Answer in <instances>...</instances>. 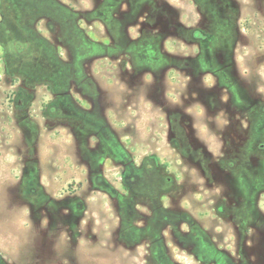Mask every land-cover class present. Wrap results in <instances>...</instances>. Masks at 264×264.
Returning <instances> with one entry per match:
<instances>
[{
	"label": "rangeland",
	"instance_id": "1",
	"mask_svg": "<svg viewBox=\"0 0 264 264\" xmlns=\"http://www.w3.org/2000/svg\"><path fill=\"white\" fill-rule=\"evenodd\" d=\"M54 1L79 19L77 37L96 47L81 64L80 77L56 90H68L82 107L90 102L91 113L106 126L102 138L123 150L126 160L145 168L154 164L156 171L143 177L171 178L177 190L163 201L189 211L217 251L236 264H264V0H155V10L139 20L120 16V31L98 20L102 0ZM26 3L0 0V186L8 187L12 204L26 206L40 232L29 264H152L146 244L120 232L115 197L105 194L114 196L119 188L118 156L108 151L94 163L98 139L91 136L89 147L77 148L66 116L53 122L45 115L57 98L46 87L51 79L37 78L48 70L40 68L38 38L66 62L73 53L55 25L24 15ZM29 24L39 35L28 39L30 50L22 28ZM195 31L209 39L203 48L213 51L210 62ZM141 32L158 41L170 68L164 71L161 63L154 72L134 55L131 41ZM203 57L210 70H229L228 86L240 92L238 107L202 69ZM83 77L91 83L86 93L77 84ZM24 83L33 84L26 108L34 127L28 131L17 104ZM251 103L260 115L246 111ZM245 189L246 234L236 223ZM174 236L164 234L177 264H212ZM0 264L9 260L0 255Z\"/></svg>",
	"mask_w": 264,
	"mask_h": 264
},
{
	"label": "flooded vegetation",
	"instance_id": "2",
	"mask_svg": "<svg viewBox=\"0 0 264 264\" xmlns=\"http://www.w3.org/2000/svg\"><path fill=\"white\" fill-rule=\"evenodd\" d=\"M145 2L148 3L147 8L142 11L141 5ZM154 5L155 0H102L100 7L101 17L99 18V21L107 29H116L117 31H120L123 29V25H119L120 16L128 17L131 14H134L137 17V20H139L141 19L142 13H150L151 9L155 10ZM55 6H60V4L57 3L56 5L53 4L52 7L49 6L47 8V13H50L53 16H58L59 7L56 8ZM22 9L24 10V15H26L29 19H47L49 21L48 25H55L57 27V33H60L59 31L61 28L54 21V19L43 16V11L46 9L43 7V4H35L27 1L25 7ZM65 13L69 18L66 23L63 24L61 32L67 35L66 42H68L67 45H69V48L72 50V59H69L70 61L67 62L64 61V59L60 57V53L49 49V43H47L43 38L41 39L39 37V40L37 41L41 43L42 47L40 50V52H42V56H39V58L45 60L47 55V58L49 57L50 61L46 59V63H44L42 59L39 60L41 61V70L43 72L45 69L48 70L47 74L42 73L41 76L36 77L42 79L48 77L51 79L52 84L49 83L46 87L48 89H54L53 95L57 98L54 102L50 103L49 108H51V111L46 112L45 115L50 117L49 119H52L53 122L57 121L55 118H57L56 116L58 115L64 117L66 116L68 126L73 136L74 146L77 148L82 147L86 149L89 147L88 141L91 136L98 139L100 149L96 152L94 163L99 164L107 157L108 151L117 155L120 159L123 171L117 182L119 188H113L115 191L117 190L114 196L113 194H109L105 191L107 196L115 197L114 201L116 202L118 219L120 221V232L131 235V239H134V241H143L148 247V253L152 264H177V262L173 259L170 249L167 247L168 242L164 237V234L168 231H172L175 235L174 239L185 244L187 248H190L201 257H205L209 263L236 264L233 259L225 257L214 248V244L212 243L213 239L204 233V230L200 227V225H198L197 221L192 217L189 211L180 210L175 204V201L172 202L169 200L166 203L163 201L165 197L170 198L172 192L177 190L176 183H174L171 178L163 179L161 177H143L144 173L147 171H156L155 165L152 164L149 165V168H145V163L134 165L129 159L126 160V155L123 150L117 152L113 142L108 141L106 136L102 138V130H105L103 128L106 126H102V117H95L91 113L90 102L87 101L88 107H82L74 99L69 97L68 90L63 91L62 93L56 90L60 87V85L66 83L69 84L70 80L80 77L81 64L85 63V60L90 57L92 52L91 50L96 48L92 43L79 39L73 33L72 27L75 23V16L71 17L70 12ZM33 25L35 24H29L22 27L28 35V38L26 39L27 44L29 40L37 38L36 36L38 35L34 31ZM118 35L122 34L119 33ZM118 35H116L117 39L120 38ZM139 35L140 36L137 40L131 41L133 43L132 48L134 55L141 58L142 61L146 60L149 63L148 68L152 69L154 72L157 70L160 72L162 70L160 67L161 63H163L164 71L167 68H170L171 66L169 63L171 58L166 53L160 52L158 41L155 38L148 37L143 34V32ZM193 35L195 39L200 42L201 50L203 53L205 52L206 59L210 62L213 57L211 52L213 51L203 48L204 44H206L209 40L208 37L205 36V33H201L199 31H195ZM112 38L114 39V36H112ZM26 48L30 50L29 44L26 45ZM101 48L103 49L105 55H108V45H102ZM48 50H50L49 53ZM202 64V69L211 73L215 78H217L216 82L220 85V87L231 93L233 105L238 107L240 92L238 89H234L235 87L230 88L228 86L230 85L229 81H231V79L229 70L226 69V66H218L215 70H210V67L205 66V57L202 59ZM26 73L27 71L24 74L25 79H28V74ZM77 84L81 87V92L83 91L86 93L88 90L90 91L89 86H91V83L86 77H83ZM32 86V83L30 85H28V83L21 85L19 93L22 97L17 99L18 109L24 110L21 114V121L26 131L34 127V122L28 117L26 108V100L31 98L30 92L33 90ZM256 106H258L257 103H251L247 107L246 111L258 116L260 115L258 113H261V109ZM97 125L100 126V129L94 130V127ZM89 164L91 165V163L85 161L83 162V165L89 166ZM247 192L248 191L245 189L243 194L244 210L239 213V220L236 222L239 230H241L244 234H246L244 230L250 225L249 219L246 218V214L249 215V211L247 210L249 200ZM218 211L219 213H222L223 208L219 206Z\"/></svg>",
	"mask_w": 264,
	"mask_h": 264
},
{
	"label": "clouds",
	"instance_id": "3",
	"mask_svg": "<svg viewBox=\"0 0 264 264\" xmlns=\"http://www.w3.org/2000/svg\"><path fill=\"white\" fill-rule=\"evenodd\" d=\"M40 232L26 206L12 204L7 186H0V255L9 264H29Z\"/></svg>",
	"mask_w": 264,
	"mask_h": 264
},
{
	"label": "trees",
	"instance_id": "4",
	"mask_svg": "<svg viewBox=\"0 0 264 264\" xmlns=\"http://www.w3.org/2000/svg\"><path fill=\"white\" fill-rule=\"evenodd\" d=\"M27 1H29V2H33V3H38V4H43V7L44 8H46L44 11H43V16H46V17H48V18H50V19H54V21L59 25V27L61 28V30H62V26H63V24H65L66 23V21L68 20V18L69 17H67V14L64 12V8L62 7V6H55L56 8L57 7H59V10H58V16H53V15H51L50 13H47V11H48V7L49 6H51L52 7V5L53 4H57V1L55 2L54 0H27ZM59 4V3H58ZM78 20L79 19H77V16H75V23H74V25H73V33L76 35V36H78L79 35V32H80V29H79V27H78V25H77V23H78ZM99 20V19H98Z\"/></svg>",
	"mask_w": 264,
	"mask_h": 264
}]
</instances>
